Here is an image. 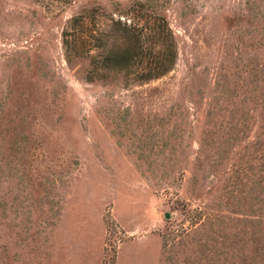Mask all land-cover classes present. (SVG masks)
<instances>
[{
    "label": "rangeland",
    "instance_id": "obj_1",
    "mask_svg": "<svg viewBox=\"0 0 264 264\" xmlns=\"http://www.w3.org/2000/svg\"><path fill=\"white\" fill-rule=\"evenodd\" d=\"M129 9L173 65L99 78ZM0 264H264V0H0Z\"/></svg>",
    "mask_w": 264,
    "mask_h": 264
},
{
    "label": "trees",
    "instance_id": "obj_2",
    "mask_svg": "<svg viewBox=\"0 0 264 264\" xmlns=\"http://www.w3.org/2000/svg\"><path fill=\"white\" fill-rule=\"evenodd\" d=\"M138 4L142 8L143 3ZM130 12V9L122 12L123 15H128L129 20L111 17V30L96 37L101 50L92 56L91 66L96 72L101 71L98 72L99 78H104L111 72L121 74L123 79H151L165 73L173 65L176 50L171 35L170 38L166 35L165 40L160 42L158 37L161 29H155L153 32L157 33V43H148L145 25L135 20ZM154 45L158 46L155 63L144 62L146 50L155 48Z\"/></svg>",
    "mask_w": 264,
    "mask_h": 264
},
{
    "label": "water",
    "instance_id": "obj_3",
    "mask_svg": "<svg viewBox=\"0 0 264 264\" xmlns=\"http://www.w3.org/2000/svg\"><path fill=\"white\" fill-rule=\"evenodd\" d=\"M165 216H168V212H165Z\"/></svg>",
    "mask_w": 264,
    "mask_h": 264
}]
</instances>
